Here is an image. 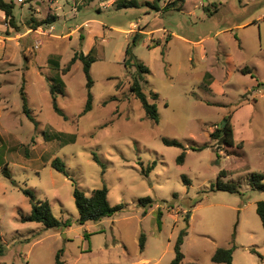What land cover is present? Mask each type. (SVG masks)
I'll return each instance as SVG.
<instances>
[{"label":"rangeland","instance_id":"obj_1","mask_svg":"<svg viewBox=\"0 0 264 264\" xmlns=\"http://www.w3.org/2000/svg\"><path fill=\"white\" fill-rule=\"evenodd\" d=\"M11 1L15 26L0 10V264H56L58 250L64 264H170L181 231L183 264H222L212 254L233 246L232 264H264L256 213L264 191L248 182L264 174V0H179L180 9L168 11L162 7L172 0L118 9L116 0ZM48 16L56 20L35 31L30 19ZM135 32L142 38L133 52L150 69L142 87L157 122L129 89L135 68L123 59ZM75 51L96 57L84 114L82 62L61 71ZM53 54L59 69L48 63ZM55 75L65 84L56 95L64 116L52 105ZM22 88L37 127L22 110ZM227 115L242 147L211 136ZM55 159L68 174L52 166ZM218 180L239 183L240 192L211 190ZM103 185L108 202L122 209L80 224L73 188L89 195ZM23 187L69 224L21 221L31 210ZM146 196L151 206L140 204Z\"/></svg>","mask_w":264,"mask_h":264},{"label":"trees","instance_id":"obj_2","mask_svg":"<svg viewBox=\"0 0 264 264\" xmlns=\"http://www.w3.org/2000/svg\"><path fill=\"white\" fill-rule=\"evenodd\" d=\"M81 5H87L93 0H78ZM179 0H172L166 3L162 9L164 11L168 10H179L180 6L177 5ZM182 1V0H180ZM139 5L137 0H116V8H127V7H137ZM156 10H160L159 6L152 5ZM14 4L11 0H0V10L3 11L4 16L8 19L10 25L15 26V20L13 15ZM56 20V16H48L43 20H36L35 18H31L30 21L33 22V29H37V27L42 26L43 24H51ZM29 22V21H28ZM82 38V36H80ZM142 38L141 32H135L132 35L131 42L127 45L124 52L123 64L125 68L134 67L135 70L131 72V84L129 89L131 93L140 101L146 116L155 122L158 121V112L155 102H151L149 100L148 95L144 92L142 87V81L144 80V75L150 72V69L147 65H145L142 61L138 59V57L133 52V47L137 44V42ZM59 54H53L48 58V63L52 66V68L59 69ZM77 60L82 62V69L84 75L86 77V87H87V97L85 105L81 111V114L86 113L92 107V94L90 88L92 86V78L90 75V66L96 60V57L91 53V51L84 53L83 51H75L71 59L66 63L64 67H62V74L68 72L73 65V63ZM242 73H251V69L247 66L239 68ZM253 76V75H252ZM64 81L60 75H55L52 78V83L49 84V91L52 97V105L54 110L64 116L63 111L57 105L56 95L59 93H63ZM158 94L156 92H151V99H156ZM21 98H22V110L27 115L30 121L34 123V126L37 127V120L31 114V111L27 104V99L25 96V92L23 88L21 89ZM213 138H217L219 140L220 137V129L215 128V130L211 133ZM166 144L171 145H181L176 140L163 139ZM226 146H233L235 144V140L233 137V128L230 123V118L228 117V121L225 126V135L224 142ZM238 146L242 147L243 141H239L237 143ZM185 152L183 151L178 157L177 162L182 163L184 160ZM52 166L65 174L67 173L65 164L59 160L55 159L52 161ZM153 166H149L148 170ZM3 174L9 177V171L7 168H3ZM226 170H221L220 176L225 175ZM264 174L262 173H252L249 179V184L252 189H256L258 191H264ZM239 183L234 181L221 182L217 181L215 184L212 183L211 190H224L228 192H236L239 193ZM22 192L29 197L31 203V210L28 214H20L21 221H35L40 222L47 228H58L60 226L68 225V220H59L57 219L51 211L50 204L48 200H40L36 199L35 194L32 189L23 187L21 188ZM107 187L103 185L100 188L93 189L89 195H86L82 190H80L77 186L73 188V196L75 200V204L78 210V218L77 221L80 224H84L87 221H98L104 217L111 216L116 211L122 209V204L111 205L107 200ZM139 202L143 206H151L153 203V199L149 196L139 198ZM256 213L258 214L262 226L264 228V199L259 200L256 203ZM161 212H159V215ZM185 232L181 231L175 241L174 244V257L171 260L170 264H183L184 254L181 250V245L183 243V236ZM144 244V236H140V247L143 248ZM233 247H218L211 256L213 262L222 263V264H232L233 260ZM252 251L255 250L252 248ZM3 252V247L0 245V254ZM62 250H58L55 257L56 264H64V260L61 258ZM186 264H197L195 262H189Z\"/></svg>","mask_w":264,"mask_h":264},{"label":"water","instance_id":"obj_3","mask_svg":"<svg viewBox=\"0 0 264 264\" xmlns=\"http://www.w3.org/2000/svg\"><path fill=\"white\" fill-rule=\"evenodd\" d=\"M228 115L225 116V118L223 119V121L218 125V128L220 129V137H219V140H218V144H221L224 142V135H225V126H226V123L228 121Z\"/></svg>","mask_w":264,"mask_h":264},{"label":"built area","instance_id":"obj_4","mask_svg":"<svg viewBox=\"0 0 264 264\" xmlns=\"http://www.w3.org/2000/svg\"><path fill=\"white\" fill-rule=\"evenodd\" d=\"M19 3H23L25 0H17ZM37 32L38 33H44V30L41 28V27H37ZM53 30V26H50L49 28H48V31H52ZM39 46V40H35L34 41V47L36 48V47H38Z\"/></svg>","mask_w":264,"mask_h":264},{"label":"crops","instance_id":"obj_5","mask_svg":"<svg viewBox=\"0 0 264 264\" xmlns=\"http://www.w3.org/2000/svg\"><path fill=\"white\" fill-rule=\"evenodd\" d=\"M92 2H93V1H92ZM105 5H108V4H105ZM98 9H99V8H98ZM51 26H53V25H51ZM34 30L37 31L36 29H34ZM238 68H242V67H236V66L234 67L235 70L240 71ZM240 72H241V71H240ZM258 84H260V83L258 82L257 85H258ZM231 125H232V123H231ZM232 128H233V125H232ZM233 137H234V130H233ZM234 140H235V142L237 143L238 140H236L235 137H234ZM239 141H241V140H239ZM242 141H243V140H242Z\"/></svg>","mask_w":264,"mask_h":264}]
</instances>
